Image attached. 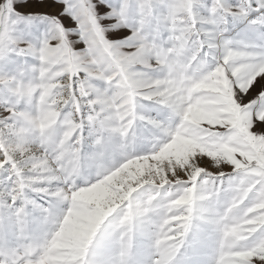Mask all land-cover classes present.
<instances>
[{"label":"snow or ice","instance_id":"obj_1","mask_svg":"<svg viewBox=\"0 0 264 264\" xmlns=\"http://www.w3.org/2000/svg\"><path fill=\"white\" fill-rule=\"evenodd\" d=\"M0 264H264V0H0Z\"/></svg>","mask_w":264,"mask_h":264}]
</instances>
